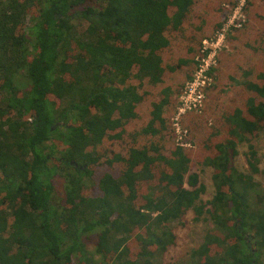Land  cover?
<instances>
[{
  "label": "trees",
  "instance_id": "1",
  "mask_svg": "<svg viewBox=\"0 0 264 264\" xmlns=\"http://www.w3.org/2000/svg\"><path fill=\"white\" fill-rule=\"evenodd\" d=\"M238 1L0 0V264H158L189 210L214 227L185 264H264V194L233 165L247 142L258 171L264 3L247 1L203 113L182 118L196 148L172 127ZM193 160L214 168L208 201Z\"/></svg>",
  "mask_w": 264,
  "mask_h": 264
},
{
  "label": "rangeland",
  "instance_id": "2",
  "mask_svg": "<svg viewBox=\"0 0 264 264\" xmlns=\"http://www.w3.org/2000/svg\"><path fill=\"white\" fill-rule=\"evenodd\" d=\"M257 2L260 4H263L264 0H257ZM225 4H227V3H225ZM226 6H228V5H226ZM245 6L243 7L242 13L245 16V19H246L245 23H246L247 22V15L244 11ZM234 8H232V10ZM232 10L230 12H232ZM230 14H232V13H230ZM227 18H228V15H227ZM227 18H226L225 22L227 21ZM225 22L222 25V27L220 29H218L211 37L218 35L223 31L222 29L225 25ZM244 24H243V26H244ZM243 26H241L240 28H242ZM220 30H221V32H220ZM231 30L232 29H230L229 32ZM229 32H226V37L224 39V44H226V46L224 47V49L221 52H223V51L229 52L231 50V46L227 41V35ZM211 37L210 38L207 37V38L211 39ZM219 54H218V56H219ZM195 61L197 63L196 57H195ZM214 68L215 67H213V69ZM213 69H212V76L214 75ZM215 79H216V77H214V82H215ZM204 109H205V105L201 111L196 112V113L202 114ZM185 129L188 130V132H187L188 135H187L186 141L190 145H188V146L177 145V142L175 139L176 145L180 146V147H184V148L195 149L196 145H194V143L190 140V137H189V132H190L189 128L185 126ZM251 143L254 147V150L256 151V159L258 160V163H257L258 171L254 172L252 167L248 163V159L250 156V154H249L250 148H249V143H247V142H242L238 145V151L239 152L234 158L233 165L235 166L237 172L245 173V174H251L253 176V181L258 183L257 188H260L261 193L264 194V131H260L259 135L257 137H255L251 141ZM191 171L198 173L200 176V182L205 184L206 190L202 194L201 199L203 201H208V200L212 199L216 193V189H215V185H214L213 177H212L213 172H214L213 166L202 165V164L197 163L196 160H193V165H192ZM56 190H57L59 197L64 196V186L62 185L61 179L57 180ZM213 227H214V224L210 220L208 215L202 217L199 220H196L195 212L193 210H189L184 215L183 221L182 220L181 221L176 220L172 223V228H173V231L176 235L175 242H174V244H172L168 247V249L161 255V257H159L158 264H185L188 261V258L190 256L191 251L193 249L199 247L202 244V242L204 241L206 233L210 229H212ZM95 242H96V240H95V238H93L91 242H88L87 248L89 250H93L95 247ZM251 243L254 244L253 239L251 240Z\"/></svg>",
  "mask_w": 264,
  "mask_h": 264
},
{
  "label": "built area",
  "instance_id": "3",
  "mask_svg": "<svg viewBox=\"0 0 264 264\" xmlns=\"http://www.w3.org/2000/svg\"><path fill=\"white\" fill-rule=\"evenodd\" d=\"M248 0H239L232 14H228L227 21L220 34L202 41L199 53L196 56L197 67L192 78L186 82L182 89L176 111L172 117V127L174 128L177 145H190L187 140L188 130L182 122V118L189 112H199L203 109L207 99V89L214 84L212 69L218 64V54L224 49V39L226 32L230 29L240 28L246 19L242 13L243 7Z\"/></svg>",
  "mask_w": 264,
  "mask_h": 264
}]
</instances>
